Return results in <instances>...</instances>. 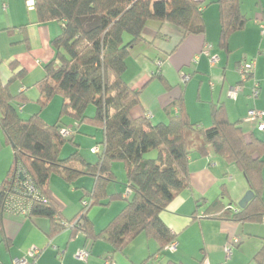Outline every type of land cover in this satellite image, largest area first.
<instances>
[{
    "label": "trees",
    "instance_id": "trees-1",
    "mask_svg": "<svg viewBox=\"0 0 264 264\" xmlns=\"http://www.w3.org/2000/svg\"><path fill=\"white\" fill-rule=\"evenodd\" d=\"M217 4L223 40L241 28L247 18L239 0H217ZM34 10L36 22L58 21L61 28L51 39L54 57L43 66V77L33 84L38 92V112L21 117V107L29 100L22 92H10V83L22 77L23 71L13 75L7 84L0 83V128L13 151L10 168L0 185V225L5 212L15 213L25 207V216L50 219L54 231L64 227L55 202L48 196L50 177L58 174L72 183L79 176L91 175L94 185L84 194L90 201L89 208L85 212L81 208L80 221L74 224L87 233L88 211L104 205L103 187L111 178V165L122 162L129 189L124 197L126 204L96 236L104 237L113 249H118L143 233L155 238L161 251L175 237L159 213L190 186V152L203 153L207 145L236 166L252 195L245 206L235 210L216 198L207 205L203 216L233 222L264 219V141L254 135L247 138L239 123L228 119L221 104L212 105L208 128L192 122L179 100L169 105L166 123L152 124L145 114L137 118L130 114L139 104V91L122 78L128 48L141 39L143 28L152 20L174 25L183 36L202 34L205 25L199 2L34 0ZM154 74L164 81L157 72ZM54 96H59L62 103L57 120L48 124L40 112ZM91 104L94 112L88 115ZM173 106L177 107L175 114L171 112ZM66 116L75 123L74 130L80 124L102 129V148L95 163H88L78 151L72 138L74 130L63 124ZM62 129H68L70 134L63 135ZM67 143L74 150L61 157ZM152 150L156 151L155 157L146 158L145 154Z\"/></svg>",
    "mask_w": 264,
    "mask_h": 264
},
{
    "label": "crops",
    "instance_id": "crops-1",
    "mask_svg": "<svg viewBox=\"0 0 264 264\" xmlns=\"http://www.w3.org/2000/svg\"><path fill=\"white\" fill-rule=\"evenodd\" d=\"M195 1L201 4L205 25L202 34L183 36L174 25L152 20L143 28L141 39L128 48L122 78L130 88L139 91V104L130 114L137 118L149 113L152 124L166 123L169 105L179 100L192 122L208 128L212 121V105L221 104L228 119L238 122L247 138L254 135L264 141V132H259L246 120L250 108L264 113V39L259 27L264 21V0H239L247 21L223 40L217 0ZM25 2L0 0V83L7 84L13 75L23 71L22 77L10 83V92L13 95L22 92L28 100L35 102L38 92L33 84L43 77V66L54 57L51 39L59 33L61 22H36L34 8L28 9ZM212 55L217 56L213 64L210 63ZM245 61H254V69L241 83V91L232 98L230 88L240 83L237 67ZM155 72L164 81L159 80ZM183 75L188 78L184 79ZM255 83L258 95L252 97ZM53 101L52 109L58 117L62 100ZM27 106L24 104L19 110L23 111ZM176 110L173 106L171 112L175 114ZM44 112L41 116L46 123L57 120L54 117L53 121H47ZM81 125L84 124L78 126L76 135L80 130L86 132L83 137L93 133ZM94 128L101 133L98 141L101 149L103 132L101 128ZM76 135L72 138L82 157L88 163H95L98 154L95 157L91 152L83 153L80 137L77 139ZM70 147L64 153L62 149L60 156H68L74 150ZM12 153L0 128V185L10 168ZM262 159L261 197L264 201V152ZM188 168L190 186L159 213V218L175 237L174 250H167L165 246L159 251L157 240L143 233L118 249H113L104 237L96 236L126 204L125 167L122 162H114L111 178L103 187L104 205L88 211L87 233L79 228V224L64 225L54 231L46 217L29 218L24 214L5 212L0 225V264H13L14 259L22 257L27 258L29 264H105L106 260L115 264H264L263 218L259 222H233L203 216L207 205L216 198L233 210L245 206V197L250 190L244 175L209 145L203 153L190 152ZM94 182L91 175L79 176L72 183L58 174L50 177L48 196L55 202L63 222L80 221L81 201L88 199L84 194L91 190ZM31 248L38 250L34 257L28 255ZM81 248L89 252L85 261L76 258V252Z\"/></svg>",
    "mask_w": 264,
    "mask_h": 264
},
{
    "label": "built area",
    "instance_id": "built-area-1",
    "mask_svg": "<svg viewBox=\"0 0 264 264\" xmlns=\"http://www.w3.org/2000/svg\"><path fill=\"white\" fill-rule=\"evenodd\" d=\"M26 5L28 9H33L34 8V1L33 0H26ZM259 27H260V34L262 36V38L264 39V21H261L259 23ZM206 53H208V51L206 50ZM217 60V56L212 55L210 56V63L213 64L215 63ZM254 69V61H245L243 63H240L237 67V71L240 77V83L236 84L235 86H233L232 88H230L229 90V96L232 98H235L237 96V94L241 91V83L252 73ZM184 79H187L188 76L183 75ZM252 97H256L258 95V85L255 83L253 85L252 88V93H251ZM264 98V97H263ZM263 111H261L260 109L257 108H250L247 112V118L246 120L248 122H252L255 126V128L259 131V132H264V121H263ZM147 118H150L151 115L148 113L146 114ZM62 134L63 135H69L70 131L68 129H62ZM212 149V148H211ZM213 150V149H212ZM214 151V150H213ZM92 152L94 153H98L99 152V148L98 146H94L92 148ZM30 190H32V188H30ZM129 193V189L126 188L124 191V197L127 196ZM81 205L83 208V212H85L90 205V201L88 200H82L81 201ZM27 208L23 207L20 208L17 212L18 214H24L26 213ZM75 223H64V225L66 226H72ZM176 247V242L172 241L171 243H169L168 245H166V249L167 250H174ZM230 246H228V253H230ZM36 254H38V250L36 248H31L28 252V255L31 257H34ZM89 252L87 249L85 248H81L80 250H78L76 252V258H78L79 260L85 261L88 258ZM13 264H29V261L27 260V258L22 257V258H16L13 260ZM105 264H115L114 261L112 260H106Z\"/></svg>",
    "mask_w": 264,
    "mask_h": 264
},
{
    "label": "rangeland",
    "instance_id": "rangeland-1",
    "mask_svg": "<svg viewBox=\"0 0 264 264\" xmlns=\"http://www.w3.org/2000/svg\"><path fill=\"white\" fill-rule=\"evenodd\" d=\"M55 99H53V100H60V97H54ZM53 100H51L49 103H48V105L43 109L45 112H44V115H45V119H47V121H53V118L54 117H57V114H56V112L52 109V104H53ZM28 104V106L26 107V109H24L23 111H20L19 112V115L21 116V117H23V118H27V117H29L30 115H32L33 113H36V112H38L39 111V105H38V103H37V101H35V102H33L32 100L30 101H27L26 103H25V105H27ZM33 106V107H32ZM32 108H35V110H33L32 111ZM43 110L40 112V114L43 112ZM35 111V112H34ZM94 112V107H93V105L91 104V105H89L88 106V108H87V114L89 115V114H92ZM63 124L65 125V126H67V127H69V128H71L72 130H74V127H75V125L73 124V121H71V119H70V117H68V116H66V117H64L63 118ZM83 128H90L91 130H93V133L91 134V133H89L90 135L89 136H86V137H83L84 135H86L85 133V131H83V130H80V132H79V134L78 135H76L75 133H78V132H76V130H74V135H76V137H77V139H78V137H80V139H79V141H80V147H81V149H82V151H83V153L84 152H87V153H90L91 152V154H93L95 157L97 156V153H94V152H92V148L94 147V146H91V145H96V146H99L100 147V144H99V140H100V138H101V136H100V134L101 133H99L100 131H97V129L96 128H94V127H91V126H89V125H86V124H84V125H81ZM76 139V140H77ZM98 143V144H97ZM71 146V147H70ZM90 146H91V148H90ZM65 147L66 148H62L63 149V153L65 152V150H67V148H69L70 147V149H73V146H72V144H70V143H67V144H65ZM69 149V150H70ZM89 149H90V151H89ZM154 152H156V151H154V150H152V151H149L148 153H146L145 154V157L146 158H148V157H155V155H156V153H154ZM62 153V154H63ZM65 155V154H64ZM94 157V158H95ZM114 182H116V181H114ZM119 182V181H118Z\"/></svg>",
    "mask_w": 264,
    "mask_h": 264
},
{
    "label": "water",
    "instance_id": "water-1",
    "mask_svg": "<svg viewBox=\"0 0 264 264\" xmlns=\"http://www.w3.org/2000/svg\"><path fill=\"white\" fill-rule=\"evenodd\" d=\"M251 192L249 191L247 194H246V197H245V200L248 201L250 198H251Z\"/></svg>",
    "mask_w": 264,
    "mask_h": 264
}]
</instances>
